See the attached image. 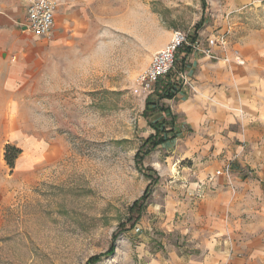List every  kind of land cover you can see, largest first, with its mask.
I'll return each instance as SVG.
<instances>
[{
	"label": "rangeland",
	"instance_id": "rangeland-1",
	"mask_svg": "<svg viewBox=\"0 0 264 264\" xmlns=\"http://www.w3.org/2000/svg\"><path fill=\"white\" fill-rule=\"evenodd\" d=\"M225 1L115 0L59 45H36L34 73L16 91L0 89V264H88L94 256L92 264H155L196 253L188 213L216 186L190 169L210 160L192 156L195 131L181 116L175 132L164 127L171 142L152 147L156 110L148 103L163 104L170 86L158 82L146 96L138 81L149 48L173 31L198 38L214 26L211 7ZM241 7H251L236 13L244 29L264 34V0ZM216 32L206 39L224 36ZM6 145L20 151L13 167ZM228 163L218 177L233 191L236 177L255 180L256 168ZM146 187L141 213L130 210Z\"/></svg>",
	"mask_w": 264,
	"mask_h": 264
},
{
	"label": "crops",
	"instance_id": "crops-1",
	"mask_svg": "<svg viewBox=\"0 0 264 264\" xmlns=\"http://www.w3.org/2000/svg\"><path fill=\"white\" fill-rule=\"evenodd\" d=\"M52 1L54 28L49 39H41L24 31L25 0H0L2 91H16L20 77L34 73L36 45L57 46L68 38L67 30L88 27L98 7H115V0ZM241 6L242 0H226L223 7H211L214 26L199 31L198 39L204 42L217 29L216 33L227 35L228 45L215 48L212 58L194 53L179 59L193 89L183 86L174 98L164 99L161 106L166 112L155 109L153 122L165 119L170 124L173 116L175 132L181 116V123L195 131L189 139L192 156L210 160L204 166L194 162L190 170L195 179L213 177L216 164L219 169L232 159L256 168L257 176L243 182L236 177L231 182L235 191L224 178L214 177L215 190L196 201L188 213L196 253L176 254L155 264H264V34L244 29L236 13L251 7ZM166 41L149 48V54Z\"/></svg>",
	"mask_w": 264,
	"mask_h": 264
},
{
	"label": "built area",
	"instance_id": "built-area-1",
	"mask_svg": "<svg viewBox=\"0 0 264 264\" xmlns=\"http://www.w3.org/2000/svg\"><path fill=\"white\" fill-rule=\"evenodd\" d=\"M56 4L52 0H25L24 31L35 38L49 39L55 24ZM225 36L206 39L202 43L198 38H190L188 35L173 31L167 44L156 51L150 58L149 64L143 75L139 78V86L146 96L155 92V85L166 79H170V91L182 88L189 84V74L183 70H176L178 64L181 67L183 59L194 53H200L206 57H214V47L225 46ZM219 39V40H218ZM225 169V168H224ZM218 169L210 177L211 183L214 177L222 176L228 169ZM198 189L204 192L205 187L198 185ZM199 196V195H198Z\"/></svg>",
	"mask_w": 264,
	"mask_h": 264
},
{
	"label": "trees",
	"instance_id": "trees-1",
	"mask_svg": "<svg viewBox=\"0 0 264 264\" xmlns=\"http://www.w3.org/2000/svg\"><path fill=\"white\" fill-rule=\"evenodd\" d=\"M180 70H182V65L181 67H179ZM166 81V82H165ZM165 82V84H164ZM160 83H163V86L161 88H165L167 86V79L164 81H160ZM169 86V83H168ZM177 94V91H175L174 89H172V91H170L169 88H167V91H162L161 93V97L159 98L160 100L163 99H167L170 100L172 99L175 95ZM148 104H153V108L160 111L161 113H165L166 109L163 106H158L156 103H148ZM146 111V109L144 110V112ZM170 124H166L165 123V119L162 120L161 122L157 123H152L151 128L155 131L154 135L150 136L148 138L149 141H151L152 147H156L158 145H161L162 143H164L166 141V138L163 134V130L164 127L167 125H169L168 130L171 131L173 130V121H174V117L171 116L170 117ZM20 153L19 149H17L16 147L12 146V145H6L5 149H4V160L6 161V163L8 164V166L13 167L14 165V161L17 158V155ZM139 156L138 154L135 155V157ZM142 155L137 159L138 161H140L142 159ZM149 195V189L146 187V189L144 190L142 196L140 198H138L137 200H135L132 204V206L130 207V210L133 209H137L138 213H141V209L144 207L145 203H146V199L148 198ZM115 238V236H114ZM112 251V248L109 249V251H107L105 254H103L102 256L105 257L108 254H110ZM98 258H101V256H94L92 258H90L88 260V264H92V262H94L95 260H97Z\"/></svg>",
	"mask_w": 264,
	"mask_h": 264
}]
</instances>
